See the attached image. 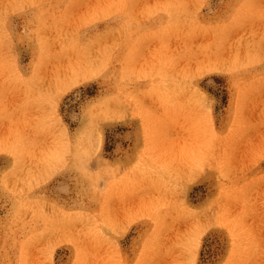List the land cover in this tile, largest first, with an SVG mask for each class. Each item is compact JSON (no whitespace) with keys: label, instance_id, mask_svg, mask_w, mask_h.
I'll return each mask as SVG.
<instances>
[{"label":"rangeland","instance_id":"obj_1","mask_svg":"<svg viewBox=\"0 0 264 264\" xmlns=\"http://www.w3.org/2000/svg\"><path fill=\"white\" fill-rule=\"evenodd\" d=\"M0 264H264V0H0Z\"/></svg>","mask_w":264,"mask_h":264}]
</instances>
